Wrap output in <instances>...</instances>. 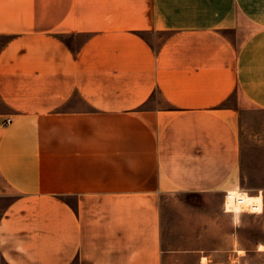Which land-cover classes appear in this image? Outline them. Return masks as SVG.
Wrapping results in <instances>:
<instances>
[{
	"label": "crops",
	"instance_id": "1",
	"mask_svg": "<svg viewBox=\"0 0 264 264\" xmlns=\"http://www.w3.org/2000/svg\"><path fill=\"white\" fill-rule=\"evenodd\" d=\"M247 109L264 0H0V264H163L166 201L233 190Z\"/></svg>",
	"mask_w": 264,
	"mask_h": 264
},
{
	"label": "rangeland",
	"instance_id": "2",
	"mask_svg": "<svg viewBox=\"0 0 264 264\" xmlns=\"http://www.w3.org/2000/svg\"><path fill=\"white\" fill-rule=\"evenodd\" d=\"M237 128L243 156L233 190L264 200V110L242 111ZM170 198L164 206L163 264H264V210L238 216L225 211L223 192Z\"/></svg>",
	"mask_w": 264,
	"mask_h": 264
},
{
	"label": "built area",
	"instance_id": "3",
	"mask_svg": "<svg viewBox=\"0 0 264 264\" xmlns=\"http://www.w3.org/2000/svg\"><path fill=\"white\" fill-rule=\"evenodd\" d=\"M11 122V119L7 120V123ZM257 198L260 197V200H254V201H247L242 196H238L235 194V191H228L225 194V200H224V206L225 211L229 212L228 205H236L240 207V212H250L254 214H260L264 210V200L262 195L256 196Z\"/></svg>",
	"mask_w": 264,
	"mask_h": 264
},
{
	"label": "bare ground",
	"instance_id": "4",
	"mask_svg": "<svg viewBox=\"0 0 264 264\" xmlns=\"http://www.w3.org/2000/svg\"><path fill=\"white\" fill-rule=\"evenodd\" d=\"M235 191V194L238 195V196H242L243 198H245L247 201H254V200H260V197L257 198L256 196H248L245 192H240L238 190H233ZM228 208L230 209V211H235L237 213V216L241 213L240 212V207L239 206H236V205H232V204H229L228 205Z\"/></svg>",
	"mask_w": 264,
	"mask_h": 264
}]
</instances>
